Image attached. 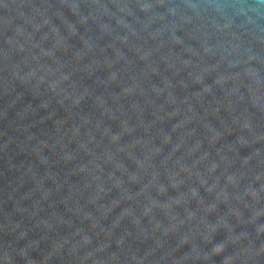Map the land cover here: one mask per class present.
<instances>
[{
    "label": "water",
    "instance_id": "water-1",
    "mask_svg": "<svg viewBox=\"0 0 264 264\" xmlns=\"http://www.w3.org/2000/svg\"><path fill=\"white\" fill-rule=\"evenodd\" d=\"M0 264H264V0H0Z\"/></svg>",
    "mask_w": 264,
    "mask_h": 264
}]
</instances>
